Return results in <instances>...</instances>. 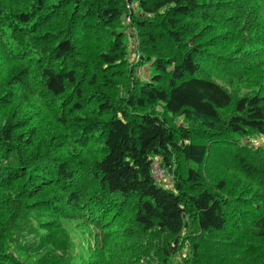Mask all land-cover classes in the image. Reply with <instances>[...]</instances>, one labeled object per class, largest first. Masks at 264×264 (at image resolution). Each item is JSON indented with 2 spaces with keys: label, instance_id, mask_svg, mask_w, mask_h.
<instances>
[{
  "label": "trees",
  "instance_id": "16d2710c",
  "mask_svg": "<svg viewBox=\"0 0 264 264\" xmlns=\"http://www.w3.org/2000/svg\"><path fill=\"white\" fill-rule=\"evenodd\" d=\"M133 1L0 0V264H264V0Z\"/></svg>",
  "mask_w": 264,
  "mask_h": 264
},
{
  "label": "rangeland",
  "instance_id": "374dc122",
  "mask_svg": "<svg viewBox=\"0 0 264 264\" xmlns=\"http://www.w3.org/2000/svg\"><path fill=\"white\" fill-rule=\"evenodd\" d=\"M131 8L133 10L138 8L137 7V1L134 0L133 2H131L129 7L126 6V9H128V10H130ZM122 21H123V24L126 26V29H128V31H127L128 34H126V45H127V47L125 50L126 51V53H125L126 62H124V63H125V65H128V67L131 65L132 68L135 70V72H137L138 75H140L139 77L142 76L141 79L148 80L150 75H151L150 63L145 62L143 65L142 64L136 65L135 63L136 62L139 63V61L145 60V59H141V56H146V55L150 54V50H152V49H150L148 47H145V48L139 47L137 45V41L134 42V36L135 35L130 30V27L132 25H131V18H130L129 13L122 16ZM180 23H184V22L181 21ZM201 23H202V21H199V23H198L199 27L189 29L187 35L190 36V35L195 34L196 37L198 38V32L201 29ZM198 28H200L199 31H198ZM194 31H196V32H194ZM201 37H202V35L199 38H201ZM170 44H171V40L169 38H166L165 43L161 42L159 45L166 52L169 50ZM2 54L4 55V52L2 51V53H1V50H0V81H4L9 75H11L13 73V71L18 66V63L15 64V63L11 62V60H12L11 57L6 58L5 56H2ZM245 83L247 84V83H249V81H246ZM1 89H10V88L4 87ZM120 89H125V87L120 88ZM231 90H233V89H231ZM4 95H6V94H4ZM11 106L13 108V114L11 117H15V119H20V118L24 117L29 125L33 124L36 121L35 119L40 115V113H38V116L35 118H32V117L26 118V116H25L26 108H34L35 109L34 106L22 108L21 105H19V104L17 105L15 101L11 103ZM154 110L156 112H158L159 114H162V115L165 114V112L163 111V109L161 107V104H159V103L154 105ZM32 113H33V111H32ZM32 113H31V115L33 116ZM5 116H6V111L4 109H0V124L3 123ZM181 119H182L181 116L175 117V120L178 123H181ZM44 125L46 128L49 127V125L46 121L44 122ZM251 139L254 142V144H258L259 142L263 141L264 136L254 135ZM153 163L154 164L156 163V166L159 167L157 165L158 164L157 162H153ZM159 169L161 171V175H160L158 182L165 185V186H170L171 181H170L169 175H167V172L164 171L163 169H161L160 167H159ZM63 220L64 221H61V223L66 228V230L67 229L69 230V236H70V240L72 242V246L70 249H73V252L75 253L76 251H78L80 249L79 244H82L83 241L86 244V241L89 239L88 235L86 234L87 230L96 229L95 227H97V225H96L97 223L96 224H94V223L89 224V223L84 222L80 218L77 219V217L69 218V219H63ZM82 231H84V233ZM57 242L58 243L64 242V239L57 240ZM86 246H87V244H86ZM87 257H89V254L82 255L81 259L84 260V263H85ZM172 264H176V260H173Z\"/></svg>",
  "mask_w": 264,
  "mask_h": 264
},
{
  "label": "built area",
  "instance_id": "2783aa9c",
  "mask_svg": "<svg viewBox=\"0 0 264 264\" xmlns=\"http://www.w3.org/2000/svg\"><path fill=\"white\" fill-rule=\"evenodd\" d=\"M126 6L129 7L130 4H127ZM151 173H152V175H153L154 177H156L157 179L160 178L161 171H160L159 167H157L156 164H154V163L151 165Z\"/></svg>",
  "mask_w": 264,
  "mask_h": 264
},
{
  "label": "bare ground",
  "instance_id": "6f19581e",
  "mask_svg": "<svg viewBox=\"0 0 264 264\" xmlns=\"http://www.w3.org/2000/svg\"><path fill=\"white\" fill-rule=\"evenodd\" d=\"M154 161H156V160H154ZM156 164V163H155ZM158 165V164H157ZM160 167V166H159Z\"/></svg>",
  "mask_w": 264,
  "mask_h": 264
}]
</instances>
